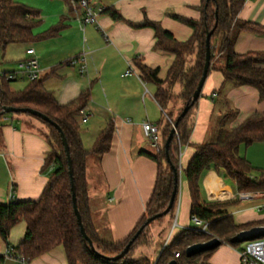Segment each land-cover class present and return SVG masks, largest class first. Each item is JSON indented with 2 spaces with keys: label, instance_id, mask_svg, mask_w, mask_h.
I'll return each instance as SVG.
<instances>
[{
  "label": "crops",
  "instance_id": "1",
  "mask_svg": "<svg viewBox=\"0 0 264 264\" xmlns=\"http://www.w3.org/2000/svg\"><path fill=\"white\" fill-rule=\"evenodd\" d=\"M94 1L104 7H113L122 19L115 20L106 12L98 16L97 25L84 24L83 11L73 0H21L22 4L39 12L40 26L35 34L56 29L51 36L41 39L48 40L47 45L41 42L36 45L10 43L4 47L3 55L18 48V61L26 56L27 48H33L41 76L47 75L44 85L60 104L90 89L89 99L83 108L86 122L81 121V116L79 119L80 137L85 149L92 147L107 121H113L114 131L108 151L99 157L88 156L85 175L89 213L96 232L103 239L120 241L143 214L156 176V163L140 153H155L157 150L144 136L141 123H159L164 115V110L154 98L155 84L141 77L135 61L157 68V76L164 80L174 59L172 52L154 48V30L150 26H141V23L146 20L157 22L176 40L185 41L192 33L191 27L170 14L198 20L200 0ZM238 18L264 26V0H245ZM234 50L237 53L264 51V33L240 31ZM77 56L84 59L82 72L78 64L69 63L72 57ZM194 58V54L188 56V65L193 64ZM127 69L131 73L123 74ZM17 79L26 78L19 75L12 81ZM172 91L178 95L181 84L175 83ZM179 105L181 100L173 98L165 111L173 113ZM229 108L235 110V114L226 121L227 128L238 125L253 112H264V96L259 99L254 87L234 86L224 80L221 71L211 69L191 115L190 144L178 147L180 213L176 209L172 219L166 217L162 223L152 224L148 229L149 244L136 245L134 256L143 255L155 261L166 242L190 227V196L182 171L195 152L194 145L214 137L218 121ZM35 122L29 124L20 115H0V203L9 200L12 190L18 200L37 199L47 181L40 170L50 146L44 136L46 131ZM238 152L254 168L264 169V139L248 145L240 144ZM256 174V171L252 173L253 176ZM199 184L203 200L220 199L222 192L229 199L234 196V202L227 209L235 223L264 224V209L260 208L264 203V191L247 192L248 197L245 198L237 192L234 181V187L230 188L223 175L212 169L201 175ZM239 205L234 209L230 207ZM18 224L16 229L12 230L14 226L10 229L15 236L13 242L8 239L10 245L17 244L23 237L25 223L21 221ZM16 239H19L17 243ZM241 247L223 241L212 249L207 261L210 264H240ZM6 250L5 244L0 254ZM29 264H67V260L63 247L58 245L32 259Z\"/></svg>",
  "mask_w": 264,
  "mask_h": 264
},
{
  "label": "trees",
  "instance_id": "2",
  "mask_svg": "<svg viewBox=\"0 0 264 264\" xmlns=\"http://www.w3.org/2000/svg\"><path fill=\"white\" fill-rule=\"evenodd\" d=\"M68 1V0H65ZM245 0H200L198 10L200 18L194 20L177 14L170 16L190 26L192 33L185 41L176 40L170 32L163 29L157 22L144 21L141 26H150L154 30V48L163 49L174 54L166 78L157 76L158 69L151 68L140 61L135 64L143 79L156 86L154 98L164 110L163 120L156 125L160 131V143L155 153L140 151L156 163V176L152 192L146 202L145 210L129 234L120 241H110L101 238L91 221L86 184V161L89 155L97 157L108 151L114 124L111 119L100 130L92 147L85 149L80 137V110L90 96L87 88L67 103L57 102L53 93L48 90L41 76L30 80L20 90H12L6 79V72H0V115L12 117L13 114L1 113L2 106L28 107L36 109L58 124L64 133L72 162L73 181L75 185L76 205L81 215L82 223L94 247L102 256L98 257L82 239L79 225L72 206L70 178L67 160L57 129L50 123L29 113L27 114L47 128L45 139L50 146L46 152L42 168L51 167L48 179L37 199L18 200L14 196L6 203H0V239L7 246V253L0 254V264L8 258L24 257L27 264L30 261L54 247H63L67 264H166L176 259L178 264H210L207 260L212 250L185 255V248L195 242L205 241L213 236L231 246L230 237L236 232L247 229L259 223H235L227 207L234 201L203 200L200 195V177L209 169L220 172L223 177L234 181L239 193L264 191V169L254 168L248 160L239 154L240 144H252L264 139V112L249 114L238 125L227 128L226 121L235 114L228 109L218 121L213 138L195 144V152L183 169L190 196L189 216L199 218L207 223V232L197 227L184 228L171 238L160 250L156 260L150 263L147 256H134V247L139 244H149L151 237L148 229L154 223H162L166 217L174 216L177 195L172 207L160 217L146 224L135 240L130 244L123 256L107 258L118 254L145 219L162 211L168 204L173 185L175 168L179 181L178 147L190 144L191 115L197 100L178 120L176 132L170 140L166 159L164 141L168 132L185 103H188L201 75L205 56V34L213 28L210 35V65L209 70L222 72L225 81L234 86L248 85L257 89L259 99L264 96V51L250 50L237 53L234 42L242 30L264 33V26L238 18V13ZM216 10V15H215ZM108 13L115 20L122 19L113 7H105L102 13ZM40 23L39 12L15 0H0V50L10 43H33L51 36L56 28H50L40 34H34L33 29ZM194 54V62L188 65V56ZM208 70V72H209ZM181 84V91L174 95L172 86ZM173 98L181 100V109L173 119L170 111L165 108ZM172 166V167H171ZM256 171L255 176L252 173ZM179 189V187H178ZM13 191V190H12ZM24 221L25 230L22 239L15 245L8 243L10 229L18 222ZM174 252L178 256H174Z\"/></svg>",
  "mask_w": 264,
  "mask_h": 264
},
{
  "label": "water",
  "instance_id": "3",
  "mask_svg": "<svg viewBox=\"0 0 264 264\" xmlns=\"http://www.w3.org/2000/svg\"><path fill=\"white\" fill-rule=\"evenodd\" d=\"M208 1L209 0H206V2H208ZM215 15H216V10H215ZM213 28H211L210 30H207L206 34H205L204 62H203V66H202L201 75L197 81L195 89H194V91L190 97L189 102L185 103V105L182 107L180 113L177 115L175 121H173L172 126L168 132V135L164 141V149H165L166 159L169 163H170V159H169V155H168V147H169L170 140L172 139V137L174 136V134L176 132L177 122L187 112L189 107L199 98L200 93H201V89L203 87L204 81H205L207 74H208L209 65H210V55H211L210 41L209 40H210V35L213 31ZM8 112L32 114V115L37 116V117L41 118L42 120L50 123L59 132L61 142L63 145V149L65 152V157L67 160L68 174H69V178H70V187H71L72 206H73V210H74V213H75V216L77 219V223L79 225V230H80L82 239L84 241H87L88 246L91 248V250L94 252V254L96 256H98V257L102 256V254L100 252H98L96 250V248L94 247L93 241L86 234L83 223H82L81 215H80L79 210H78L77 205H76L75 185H74V181H73L72 162H71V158H70V154H69V146H68V143H67V140H66L64 133L62 132V130L60 129V127L58 126L57 123H55L48 116H46L45 114H43L42 112H40L36 109H32V108H28V107L18 108V107H12V106H8V107L2 106L1 107V113H8ZM172 170L174 173V185H173V189H172L168 204L165 207V209H163L160 212L155 213L152 216L147 217L145 219V221L142 223V225L135 231V233L132 235V237L128 240V242L125 244L123 249L118 254H116L112 257H107V258L117 259V258L123 256L124 253L127 252L130 244L135 240V238L138 236V234L143 230L144 226L146 224H148L149 222H151L156 217H160L163 214H166L167 211L172 207L176 193L178 191V187H179L177 172H176L174 167H172ZM261 237H264V224L255 225V226H252V227L247 228V229H242V230L236 232L235 234H233L230 237L229 241L231 243H240V242H245V241H249V240H253V239H257V238H261ZM222 242L223 241L221 239L213 236V237H211L205 241H199V242L192 243L185 248V255L191 256V255H194L197 253L212 250V249L216 248L218 245H220ZM166 264H178V262L176 261V259H171Z\"/></svg>",
  "mask_w": 264,
  "mask_h": 264
},
{
  "label": "built area",
  "instance_id": "4",
  "mask_svg": "<svg viewBox=\"0 0 264 264\" xmlns=\"http://www.w3.org/2000/svg\"><path fill=\"white\" fill-rule=\"evenodd\" d=\"M83 11L82 22L84 24L97 25L98 16L104 10V6L95 2L94 0H73ZM26 56L17 61V69L14 71H8L6 74V79H14L15 77L25 76V78L30 81L41 77V70L38 65L37 57L34 53V49L29 47L25 50ZM70 64H78L79 70L82 72L85 69L84 59L80 56L72 57L69 61ZM131 70L127 69L123 74H130ZM215 93H213V96ZM81 121L86 122V115L82 110H80ZM141 128L144 136L150 140L152 145L158 149L160 143V131L156 124L143 121L141 123ZM13 191L9 194V198H13ZM242 196L247 198L248 193H242ZM220 199H229V196L222 192L220 194ZM261 209H264V203L260 205ZM192 221L194 225L201 231L207 232V223L201 221L197 217H193ZM167 243V242H166ZM165 243V244H166ZM7 253V250L6 252ZM240 264H264V237L245 241L240 251ZM174 256H178L177 252H174ZM17 264H27L24 257H17L13 259Z\"/></svg>",
  "mask_w": 264,
  "mask_h": 264
},
{
  "label": "rangeland",
  "instance_id": "5",
  "mask_svg": "<svg viewBox=\"0 0 264 264\" xmlns=\"http://www.w3.org/2000/svg\"><path fill=\"white\" fill-rule=\"evenodd\" d=\"M18 1L21 2V0H18ZM38 26H40V23L34 28V34H35V31L37 30ZM40 42L41 43H45V45H47L46 43H48V40H37V41H34L33 42V45H36L37 43H40ZM15 47H18V46H15ZM17 49L18 48H13V50L6 51V52H4V55H3L2 50H0V72H6V71H9V70H12V69H15V70L17 69V59L19 58V50H17ZM2 55L4 57L3 60H2V58H3ZM27 82H28L27 79H17V80L11 81L10 82V88L13 89V90H20V89H22L25 86V84ZM51 85H53V84H51ZM177 102H179V101H177ZM181 105H179L178 107L174 108L173 113H172L173 114V117L171 118L172 121L175 118V116L177 115V113L179 112V110L181 109ZM13 115H20V116H22L29 124H31L33 121H36L35 123H38L39 124V127H42V130L43 131L45 130L47 132L46 126L44 124H42L40 121H38L37 119H35V118H33V117H31V116H29L27 114H23V113L22 114H13ZM33 125L35 126L36 124H33ZM42 167H41L42 170H40L41 173H42L41 175H45L47 177V179H48V176H49V174L51 172V167H48V168H45V169L42 168ZM179 182H181V173H180V177H179ZM226 183L229 185L230 188H233L234 187L233 181L231 179L226 178ZM180 193H181V191L178 189V195H177V203H176L175 213H176V209L179 210V213H180V210H181V206L182 205H181V201H180ZM233 199H234V196H232L231 199H223V200L222 199H216V198H214V201H216V200L217 201H228L229 203H231L233 201ZM242 201H244V200H242ZM244 203H248L247 200H246V202L244 201ZM230 207L232 209H234V208L240 207V205L239 206H230ZM21 221L22 220H20L18 222H21ZM18 222L14 225V227L12 228V230L13 229H16L17 225H19ZM193 227L195 228L196 226H194V223L191 220L190 228H193ZM12 230L9 233V238H8V239H10L9 242H13V240L15 238ZM21 236L22 235H20V237ZM18 240L19 239H16L15 242L17 243ZM243 244H244V242L238 243V245H240V246H243ZM4 247H5V243L0 239V253H3ZM140 256H143V255H140ZM140 256H138V257H140ZM148 259H149L150 263H153L154 262V260H152L150 258H148ZM3 264H17V263H15L14 261H12L11 259H6Z\"/></svg>",
  "mask_w": 264,
  "mask_h": 264
}]
</instances>
